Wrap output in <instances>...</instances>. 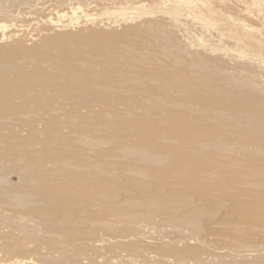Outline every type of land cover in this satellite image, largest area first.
<instances>
[{
	"label": "bare ground",
	"instance_id": "obj_1",
	"mask_svg": "<svg viewBox=\"0 0 264 264\" xmlns=\"http://www.w3.org/2000/svg\"><path fill=\"white\" fill-rule=\"evenodd\" d=\"M96 1L93 0V9H87L91 3L88 0H0V113H4L0 124L4 130L17 132L24 142L22 150L13 149L0 129V264H142L148 261L154 264H264V199L252 207L246 201V197L259 198V193L264 195V192L251 180L236 185H215L211 177H197L195 182H188L199 194L176 192L170 187L161 190L160 195H148L151 184H147V177H138L139 191L124 196L123 191L120 195L118 192L109 195L105 190L108 186L97 188L102 192L94 194V188L87 190L91 185L87 183L93 179L85 176L79 180L68 177L58 180L57 172V177L52 176L54 172L45 174L39 178V184L54 181L65 184H62L64 189L60 186L45 189L42 185L35 186L31 177H20L13 171L25 173L24 166L31 162L30 137L43 136L46 116L67 110V104L72 103L65 97L60 71L46 73L45 68L80 69L118 59V49L126 50L130 46L96 41V35L102 32L110 38L116 37L115 32L122 33L112 22L115 19L120 25H126L148 13L150 17L177 23L180 28L210 30L218 35L213 40L216 43L224 37L243 41L245 50L233 54L240 81L246 86L249 98L259 103L260 97H264V76H259L264 74V0L215 1L219 8H234L242 14L227 17L235 33H230V27L216 15L212 0H135L133 4L141 6L134 10H103L101 14L95 9L118 8L128 2ZM144 2L153 4L147 7ZM174 5L181 8L180 12L171 9ZM102 15L106 17L101 18ZM163 54L165 51L161 58ZM223 64L218 59L208 70L196 62L188 65L173 61L171 68H193L199 74H207L211 82ZM118 77L124 78L127 82L122 85L128 86L141 79L135 73ZM53 101L51 108L49 103ZM28 115L37 117L32 130L22 122ZM254 126L264 131V121L260 118ZM59 128L65 130V122ZM245 134L246 130L240 135ZM254 142L247 139L246 146ZM95 143L100 147L107 144L99 138ZM128 152L139 154L144 161L160 159L143 150L131 152L129 149ZM71 155L66 150H54L51 162L57 166L89 162L88 157ZM126 156L122 148L119 158ZM259 157L264 158V149ZM92 167L98 169L97 165ZM12 176L16 178L11 179ZM68 189L74 197L68 195ZM247 189L254 194L247 195ZM115 198L120 202L113 208L111 201ZM129 244L136 246L132 248ZM209 248L214 249V254L205 250Z\"/></svg>",
	"mask_w": 264,
	"mask_h": 264
},
{
	"label": "rangeland",
	"instance_id": "obj_2",
	"mask_svg": "<svg viewBox=\"0 0 264 264\" xmlns=\"http://www.w3.org/2000/svg\"><path fill=\"white\" fill-rule=\"evenodd\" d=\"M89 1L91 3H88L87 9H93L95 0ZM98 1L101 3L104 0ZM125 1L128 2L126 6L96 8L95 12H126L141 6L133 4L135 0ZM215 1H211V6L216 15H220L230 27V33H235L236 29L227 17L242 14L234 8H219ZM152 4L144 2L147 7ZM171 9L180 12L181 8L174 5ZM148 15L141 14L143 18L133 19L126 25L112 20L120 29L116 27V31H122L120 35L115 32L114 38L105 32L96 35L97 43L113 42L130 46L126 50L118 49V59L108 63L100 61L80 69L45 68L46 73L60 71V79L66 88L65 97L72 103L67 104V110L46 116L43 136L34 134L30 137L31 162L24 166L25 173L12 168L13 171L20 177H31L35 186L42 185L45 189L53 186L64 189L65 185L55 181L39 184V178L45 174L57 172L59 178L56 174L52 176L58 180H62V177L79 180L85 176L93 179L87 183L91 185L86 186L87 190L94 188V194H100L102 190L99 189L107 186L105 190L109 195H115L116 192L120 195L122 191L124 196L132 192L134 194L139 191L138 177H147L146 183L151 184L148 195H160L161 190L171 188L176 189V192L182 190L199 194L188 182H195L197 177H211L215 185H236L251 180L263 193L264 158H260L259 153L264 149V131L256 128L254 122L257 118L264 121V97H260L259 103L249 98L246 86L240 81L239 66L233 54L234 51L245 50L243 41L224 37L216 43L213 40L218 35L210 30L180 28L177 23ZM162 51H165L163 58ZM218 59H222L224 64L211 82L207 80V74H199L193 68H171L173 61H181L188 65L196 62L198 66L209 70ZM130 73L140 75L141 79L129 86L122 85L127 81L118 76ZM60 102L64 103L62 100ZM53 103H49L51 108ZM32 106L38 107L36 103H32ZM78 107L82 109L78 110ZM2 115L0 113V120ZM36 119V116L28 115L22 122L25 128L32 130ZM62 122L66 124L63 131L59 128ZM0 129L13 149L22 150L24 142L17 132L4 130L1 124ZM245 130L246 134L241 136ZM98 138L107 144L100 147L95 143ZM247 139L255 142L246 146ZM122 148L127 152L125 158H119ZM129 149L131 152L134 149L143 150L160 159L144 161L139 154L128 152ZM54 150H66V153L74 154L71 157H88L89 162H72V166L59 167L51 162V152ZM92 165H97L98 169L94 170ZM167 177L176 179L167 180ZM165 181H170V184L173 181V184H166ZM184 186L187 190L182 188ZM70 190H67V194L74 197ZM142 192L141 189L139 194ZM253 194V190L247 189V195ZM115 199H111L113 208L119 206L120 202ZM263 199L261 193L259 198L246 197L251 207ZM251 224H254V219H251ZM134 245L128 246L133 248ZM205 250L214 254L213 248Z\"/></svg>",
	"mask_w": 264,
	"mask_h": 264
}]
</instances>
